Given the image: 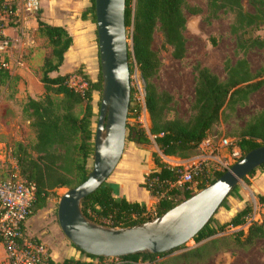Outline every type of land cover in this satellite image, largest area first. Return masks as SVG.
<instances>
[{
    "label": "trees",
    "instance_id": "trees-1",
    "mask_svg": "<svg viewBox=\"0 0 264 264\" xmlns=\"http://www.w3.org/2000/svg\"><path fill=\"white\" fill-rule=\"evenodd\" d=\"M3 1L0 0V3ZM249 2L254 8L253 13L245 12L240 0H206V22L218 19L221 14L231 15L229 32L235 38L234 55L237 59L233 63L225 61L223 81L205 67L196 65L193 68L196 79L190 107L192 115L184 121L178 118L168 119V113L172 111L174 105L173 97L166 92H159L152 82L161 65L157 54L152 50L153 34L159 31L164 45L171 48V57L182 60L186 54V39L183 36L186 30L184 11L192 16L200 15L202 12L198 8H188L186 0H125V27L129 30L127 39L130 41L128 46L130 76L133 74L134 61L143 82L144 108L150 120L149 134L163 156L187 158L198 149L214 127L227 122L237 108L245 107L250 96L264 86V80H257L262 78L261 74H252L246 60L249 52L264 51V38L258 35L259 29L264 26V0ZM91 3L92 21L95 24L93 0ZM12 10H15L14 6ZM37 26L39 37L44 38L51 48L50 57L44 60L40 69L39 82L44 93L39 100L27 98L23 104L22 115L34 132V141L27 146L16 144L13 154L18 176L33 193L31 215H36L46 208L48 199L55 190L72 189L86 181L91 171L87 168V161L93 158L94 151L93 94L100 95L102 89L100 71L97 80L92 81L83 71V67L72 73L80 76L86 88L77 91L69 87L67 82L72 73L62 75L59 69L63 64L64 55L72 44V38L65 29L47 25L39 18ZM212 44L215 45L214 40ZM12 80L9 71L0 70V84ZM134 94L135 90L131 87L127 118L137 120L141 106L135 102ZM78 109L80 110L77 111ZM126 139L135 145L150 143L148 135L138 124L126 125ZM235 139L242 157L264 146V108L244 124ZM151 157L154 170L145 176L141 187L151 197L157 199L154 211L159 217L190 198L193 192L182 190L164 192L161 182L175 180L176 170L179 168L168 167L157 154H152ZM256 171L264 172V165L250 173L248 177H252ZM224 173L217 172L207 184H200L198 190L213 183ZM153 179H157V182H152L149 187L148 184ZM243 181H246V178ZM238 192L239 188L236 187L229 197L241 200ZM116 193L117 188L105 182L82 201V214L96 224H100L98 222L102 220H109L112 228L132 227L150 221L142 217L147 212L144 204L130 203L124 198L116 199L114 197ZM258 201L264 203V195H259ZM226 203L227 199L220 208H226ZM251 213V207L246 206L224 224H219L212 217L192 241L200 243L224 232L228 227L243 226ZM237 234L242 236L243 232ZM263 237L264 225L252 223L240 244L247 247ZM215 245V240L210 241L197 253L205 251L207 246ZM78 252L91 261L101 259ZM169 253L158 255L143 253L121 257V260L123 264H156L157 258ZM64 261L89 264L74 259Z\"/></svg>",
    "mask_w": 264,
    "mask_h": 264
},
{
    "label": "rangeland",
    "instance_id": "rangeland-1",
    "mask_svg": "<svg viewBox=\"0 0 264 264\" xmlns=\"http://www.w3.org/2000/svg\"><path fill=\"white\" fill-rule=\"evenodd\" d=\"M240 1L245 12H254L249 0ZM9 2L10 5L13 4L17 9L22 6L20 0H10ZM186 5L188 8H198L202 13L192 16L187 11H184L186 18V30L183 33L186 39L185 57L182 60L173 59L171 57V48L164 45L163 37L159 31L154 32L152 43V50L157 54L161 64L158 74L152 82L159 92H166L173 97L174 105L172 111L168 113V119L178 118L184 121L188 120L192 115L190 107L194 97L196 79V73L193 68L196 65L205 67L223 81L225 79V61L229 60L233 63L237 59V56L234 55L235 38L229 32L231 15L221 14L218 19L208 23L205 20L206 0H186ZM23 11L27 15L25 19L14 17L9 25V27L13 28L19 27L17 29L18 37L13 41L10 56L9 74L13 80L3 85L0 84V177L4 179H7L16 168V161L13 157L16 144L20 143L27 146L34 141V132L30 129L29 122L22 115V106L27 98L39 100L42 97L44 91L39 82L40 69L44 60L50 57L51 54V48L47 41L39 37L38 27L35 28V16L33 17L24 8ZM35 19L37 20V17ZM128 31L126 30L127 35ZM258 35L264 38V26L259 29ZM212 40L215 41V45L212 44ZM127 41L128 46H130V41L128 39ZM246 60L249 63L252 74H261L262 78L257 80H264V51H251L246 55ZM98 64L99 62L96 63L94 71L91 70L90 78L92 81H96L98 78ZM132 64L133 74L130 76V82L131 87L135 90L134 100L141 106V113L137 120L127 118V124H138L139 128L148 135L150 143L147 145H135L126 139L123 150V152L125 151L124 158L114 170L113 175L114 178L119 177L120 179L122 177V181H120L123 192L130 201H144L147 204L149 200L140 183L144 179L143 173L146 171L148 164L146 160L137 161L136 158L138 156L130 152V150L138 148L146 156L150 154L158 155L160 151L154 143L153 137L149 134L150 120L144 108L143 82L134 61H132ZM79 67H83V71L86 74L88 73L84 65ZM70 73L72 72L70 71ZM74 75L72 73L70 77ZM72 86L78 91L86 88L82 80L72 83ZM100 95L98 93L93 94L94 127H96ZM263 108L264 86L250 96L249 102L245 107L237 108L227 122L220 123L214 127L209 134L218 137L223 135L236 138L237 132L244 124ZM222 159L223 163H231L228 158ZM92 165L93 158L87 161V168L92 169ZM222 168L212 161L207 162L206 173L202 177L195 179L197 186L194 184L193 194L199 191L198 186L200 184H207L218 171H224ZM256 174H260V172L257 171L255 172ZM245 178L246 181L240 182L237 186L239 188L238 193L241 194V203L237 207L240 210L246 206L251 207L252 213L246 224L237 228L228 227L224 232L200 243L190 241L166 256L157 258L155 263L264 264V237L247 247H243L240 244L252 223L264 225V204L258 201L259 195H257V193L264 192V178H261L253 188L251 186L252 178L248 176ZM110 180L111 176L106 182ZM67 190L69 189L55 190L53 195L49 197L46 208L36 215H31L25 225L26 234H29L28 236L30 237L39 238L44 242L51 250L53 259L57 261L72 257L73 253L78 255L80 259L84 258L66 239L57 222L56 208L61 196ZM153 199L154 204L149 210L147 209L146 213V215H149L147 216V218H150L149 220L157 217L154 216L156 214L154 208L157 201L155 198ZM216 214L213 218H215ZM98 223H101V221ZM240 231L243 232L242 236L237 234ZM213 240L216 241L215 246H207L205 251L200 254L197 253L204 245ZM119 260L121 261V259Z\"/></svg>",
    "mask_w": 264,
    "mask_h": 264
},
{
    "label": "water",
    "instance_id": "water-1",
    "mask_svg": "<svg viewBox=\"0 0 264 264\" xmlns=\"http://www.w3.org/2000/svg\"><path fill=\"white\" fill-rule=\"evenodd\" d=\"M93 6L102 86L93 165L86 181L61 196L57 222L78 251L95 258L169 253L192 241L239 183L264 165V146L245 154L213 183L153 220L126 228L88 220L81 203L107 181L121 160L131 95L125 0H93Z\"/></svg>",
    "mask_w": 264,
    "mask_h": 264
},
{
    "label": "built area",
    "instance_id": "built-area-1",
    "mask_svg": "<svg viewBox=\"0 0 264 264\" xmlns=\"http://www.w3.org/2000/svg\"><path fill=\"white\" fill-rule=\"evenodd\" d=\"M9 1L4 0L0 3V70L2 71H9L10 67L13 44L6 32L17 10L16 6H14L15 10H12L13 4L10 5ZM20 1L22 7L31 14L37 13L40 9V0ZM79 80H81L80 76H71L67 82L68 86L73 88L72 83ZM198 150L199 159L197 161L186 167H176L179 169L176 170L175 180L161 182L164 192L170 190L193 192L194 186H197L195 179L202 177L206 173L207 162L216 163L217 166L223 167L224 171L222 172H226L230 169L231 164L242 158L241 151L237 146V140L226 136L218 137L209 134L201 142ZM222 158H228L231 163H223ZM152 182H157V179H153L148 184L149 187H151ZM33 200L31 188L20 179L16 170L7 179L0 177V246L3 251L0 264H77L76 261H54L47 247L39 239L32 238L26 234L25 225L31 216ZM155 200L157 201L156 198ZM146 213L142 217L149 220L150 218H147L149 215H146ZM154 216L157 215L155 214ZM99 225L110 227L111 222L102 220ZM119 259L121 258H101L94 261L83 259L79 260V262L122 264L123 261Z\"/></svg>",
    "mask_w": 264,
    "mask_h": 264
},
{
    "label": "crops",
    "instance_id": "crops-1",
    "mask_svg": "<svg viewBox=\"0 0 264 264\" xmlns=\"http://www.w3.org/2000/svg\"><path fill=\"white\" fill-rule=\"evenodd\" d=\"M91 0H40V9L37 13L32 14L33 17L39 18V20L47 25L54 26V27H61L66 30L69 36L72 38V44L68 49L67 53L64 55V61L62 66L59 69L60 74H69L70 71L73 72L78 68L80 65H84L86 67V71H88V75L90 76L91 70L94 69L96 63L98 62V54H97V41H96V31L94 27V23L92 21V13H91ZM31 14V13H30ZM27 16L24 11L23 7L20 6L16 10L15 17L25 19ZM34 18L35 28H37V20ZM23 24V22H22ZM19 28V27H18ZM9 27L7 29V35L11 38L12 44L13 41L17 39V29ZM84 60V61H83ZM83 61V62H81ZM94 71V70H93ZM98 71H99V64H98ZM223 136V135H222ZM130 152L135 153L138 157L136 158L137 161L146 160L147 161V169L143 173L144 179L141 185L144 183L145 176L154 170V164L152 161L151 154L144 155L138 148H134V150H130ZM194 153V154H193ZM125 151L123 152L122 159L124 158ZM160 159L164 164H166L170 168L176 167H186L193 162L199 159V150L196 149L194 152L188 155L185 159H178L175 157H166L163 156L161 153L158 154ZM146 156V158H145ZM119 162V164H120ZM117 165V167L119 166ZM116 167V168H117ZM115 168V170H116ZM257 172V171H256ZM114 172L111 175V180L108 182L111 185H114L117 188V193L114 195L116 199L124 198L126 201L130 203H139L144 204L146 208L149 210L154 204V199L149 195V193L144 189V193L147 195L149 202L146 204L144 201H130L128 197L123 192V188L121 185L122 177L114 178ZM251 186L252 188L255 187L256 183L260 181L261 178H264V172H260V174H254L251 177ZM121 180V181H120ZM257 195H264V192L257 193ZM241 197V194H239ZM228 202L226 203V208H220L215 216V220L219 224H224L228 222L238 211L240 208L237 207L241 200L235 198H228ZM29 235V234H27ZM35 238V237H32ZM39 239V238H36ZM40 240V239H39ZM41 241V240H40ZM42 242V241H41ZM45 246L46 244L42 242ZM47 247V246H46ZM0 257H3V251L0 246ZM48 251L51 253V250L47 247ZM52 257V255H51ZM53 259V257H52ZM67 259H74V260H83L80 259L78 255L73 253L72 257L62 259L57 262H61Z\"/></svg>",
    "mask_w": 264,
    "mask_h": 264
}]
</instances>
